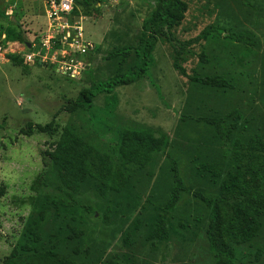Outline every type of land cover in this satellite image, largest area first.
Masks as SVG:
<instances>
[{
  "label": "rangeland",
  "instance_id": "rangeland-1",
  "mask_svg": "<svg viewBox=\"0 0 264 264\" xmlns=\"http://www.w3.org/2000/svg\"><path fill=\"white\" fill-rule=\"evenodd\" d=\"M184 1V18L172 28L175 38H193L209 25L221 31L187 47L179 61L185 75L173 67L172 49L159 37L148 73L114 89L117 125H146L170 139L166 151L145 166L126 165L120 191L101 194L98 178L90 177L78 191H69L43 153L64 127L73 128L99 153H108L112 141L106 126L93 123L81 108H70L81 88L137 62L134 49L147 34L157 0H122L115 8L90 10L81 25L95 49L85 57L90 69L79 76L65 75L59 68L62 49L33 63L24 59V42L0 37V264L19 243L28 219L37 223L43 247L54 245L59 255L77 264H215L205 236L208 208L191 191L215 195L227 173L243 167L235 158L234 139L243 145L251 138L264 142V0ZM0 2L12 12L10 21L0 18L3 27L22 30L36 43L44 30L41 5L33 0ZM241 32L251 42L228 37ZM10 55L21 62H12ZM205 75H220L231 87L191 79ZM105 97L101 93L93 98L95 109L101 110ZM196 117H224L230 135L220 137ZM51 120L52 134L37 129L20 133L28 122L43 125ZM173 160L189 191H182L175 208L165 213ZM112 161L119 164L116 157ZM201 162H215L221 175L212 177L198 167ZM162 214L168 236L150 238ZM260 223L248 243L233 245L234 264H264V215Z\"/></svg>",
  "mask_w": 264,
  "mask_h": 264
},
{
  "label": "trees",
  "instance_id": "trees-1",
  "mask_svg": "<svg viewBox=\"0 0 264 264\" xmlns=\"http://www.w3.org/2000/svg\"><path fill=\"white\" fill-rule=\"evenodd\" d=\"M95 0H81L82 12L86 15L90 10H98ZM184 0H157L155 9L147 22V34L143 41L134 49L137 62L127 70L115 73L104 80H98L89 87L81 88L73 106L70 109L81 108L90 116L93 123L106 126L110 134V147L108 153H99L84 137L71 127H64L53 147L45 150L48 160L57 167L61 184L69 191L76 192L88 178H98L96 189L101 194L111 191H120L126 182L123 169L128 164L143 167L157 153H164L170 144V139L165 132L153 129L146 125H117L115 108L117 97L114 89L121 85L136 82L148 73L149 65L153 61L152 52L157 39L162 37L171 47L173 52V67L185 75L184 68L180 65L182 55L187 47L204 40L212 32L220 33L221 29L206 26L201 32L187 40L174 37L172 28L184 18L186 11ZM0 18L4 16V8L0 2ZM4 33L7 39L18 38L24 43L29 41L22 30L14 31L12 28L3 27L0 23V35ZM235 41L251 42L248 34H229ZM249 48V47H248ZM12 62H21L20 58L10 55ZM90 69V68H89ZM84 71V70H83ZM192 80L203 85L230 88V82L220 75L194 76ZM160 96L158 88H155ZM105 93V103L101 110L95 109L93 98ZM181 119L186 116L181 115ZM213 126L216 133L224 138L230 135L229 127L225 124L224 117H196ZM53 120L46 124H32L28 122L27 128H22L20 133L30 135L35 129L52 134L55 131ZM233 127V124L232 126ZM235 158L241 161L243 167L236 171H229L220 181L219 192L215 195H205L202 191H191L192 195L202 201L208 208L205 236L209 250L215 264H234V244L248 243L254 238L260 228V217L264 215V192L261 184L264 178V142L259 138H251L246 145L239 140L232 141ZM116 157L115 164L112 158ZM173 187L163 206L165 213L172 211L179 202L181 192L186 190L175 161H172ZM200 169H204L212 177L221 175V168L215 162H201ZM92 216L94 210H91ZM137 227V224H135ZM168 236L165 214L154 222V227L149 233L150 238L166 239ZM259 250L255 258H259ZM2 264H77L69 257L59 255L51 245L49 248L42 246L39 227L37 223L28 219L27 225L19 240L9 254L4 256Z\"/></svg>",
  "mask_w": 264,
  "mask_h": 264
},
{
  "label": "built area",
  "instance_id": "built-area-1",
  "mask_svg": "<svg viewBox=\"0 0 264 264\" xmlns=\"http://www.w3.org/2000/svg\"><path fill=\"white\" fill-rule=\"evenodd\" d=\"M39 3L44 12V30L40 38L35 42H29L30 46H24L27 53L25 61L43 62L52 51L62 49V58L58 66L65 75H81L86 64V56H90L95 45L84 38L81 21L87 17L78 1L81 0H33ZM122 0H95V7L115 8ZM9 8L4 9V16L12 15ZM1 39L5 34L0 35ZM0 41V51L2 45ZM77 76V77H78Z\"/></svg>",
  "mask_w": 264,
  "mask_h": 264
},
{
  "label": "water",
  "instance_id": "water-1",
  "mask_svg": "<svg viewBox=\"0 0 264 264\" xmlns=\"http://www.w3.org/2000/svg\"><path fill=\"white\" fill-rule=\"evenodd\" d=\"M26 46H27V47L30 46L29 42L26 43ZM88 68H89V65L86 64V65L84 66V69H88Z\"/></svg>",
  "mask_w": 264,
  "mask_h": 264
}]
</instances>
